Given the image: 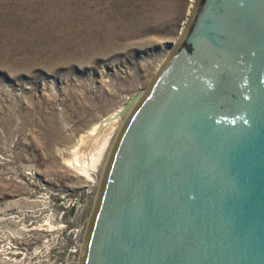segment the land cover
<instances>
[{"label": "water", "instance_id": "water-1", "mask_svg": "<svg viewBox=\"0 0 264 264\" xmlns=\"http://www.w3.org/2000/svg\"><path fill=\"white\" fill-rule=\"evenodd\" d=\"M170 48L119 136L82 264H264V0H198Z\"/></svg>", "mask_w": 264, "mask_h": 264}, {"label": "rangeland", "instance_id": "rangeland-1", "mask_svg": "<svg viewBox=\"0 0 264 264\" xmlns=\"http://www.w3.org/2000/svg\"><path fill=\"white\" fill-rule=\"evenodd\" d=\"M193 8L0 0V264H82L115 138ZM122 109L98 170L67 166L64 151Z\"/></svg>", "mask_w": 264, "mask_h": 264}, {"label": "bare ground", "instance_id": "bare-ground-1", "mask_svg": "<svg viewBox=\"0 0 264 264\" xmlns=\"http://www.w3.org/2000/svg\"><path fill=\"white\" fill-rule=\"evenodd\" d=\"M191 1H192V4H194V8H193V11H191L192 13L189 16L188 22L184 23L185 29H184V32H183L184 33L183 36L186 33V30L188 28V25H189V23L191 21V18L193 16V13H194L195 8H196L197 3H198V0H191ZM183 36L179 39V42L181 41ZM175 48H176V46H174L172 51H174ZM165 63L166 62H164V64ZM137 106H136V108H137ZM133 111H135V110L133 109ZM122 113H123V109L120 110V111L115 112L108 119L104 120L102 123H97V124L93 125L88 130V132L83 137H81L80 140L77 141V143H75L72 147L68 148L67 151L63 150L65 152L64 155L67 156V157L64 158V162L66 163V165L67 166L69 165L72 169L77 170L80 173H85V175L87 173L86 170L88 168H90L92 170V172L93 171H97L99 166H101V164H102L104 153L106 152V150L108 148H111V139H112L111 134L113 133L114 129L116 128V125H117L116 122L119 121L120 117L122 116L121 115ZM128 120H127V122H128ZM125 125H123V126H125ZM121 128H122V125H121ZM121 128L119 130L120 132H119L118 136L115 138V141H114V143L112 145L111 157H112V154H113V152L115 150V147H116L117 141L119 139V136H120V134H121V132L123 130ZM102 136H103V138L101 140H99ZM87 143H92V147L95 146V148H93L90 152L88 151V153L86 155V152L83 151V146H85ZM81 155H84V158L86 159V160H84L83 163H81V161L79 160V157H81ZM110 160L108 162V165L110 163ZM108 165L105 166V168L106 167L108 168ZM104 176H105V173H104ZM101 186H103V185H101ZM99 197H100V195H99ZM86 242H87V240H86Z\"/></svg>", "mask_w": 264, "mask_h": 264}]
</instances>
